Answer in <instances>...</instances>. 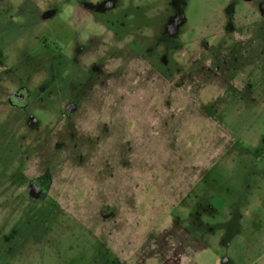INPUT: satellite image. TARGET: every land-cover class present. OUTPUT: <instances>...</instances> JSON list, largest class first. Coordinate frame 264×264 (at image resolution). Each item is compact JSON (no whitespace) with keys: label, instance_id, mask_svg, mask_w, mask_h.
<instances>
[{"label":"rangeland","instance_id":"obj_1","mask_svg":"<svg viewBox=\"0 0 264 264\" xmlns=\"http://www.w3.org/2000/svg\"><path fill=\"white\" fill-rule=\"evenodd\" d=\"M0 264H264V0H0Z\"/></svg>","mask_w":264,"mask_h":264},{"label":"flooded vegetation","instance_id":"obj_2","mask_svg":"<svg viewBox=\"0 0 264 264\" xmlns=\"http://www.w3.org/2000/svg\"><path fill=\"white\" fill-rule=\"evenodd\" d=\"M11 97H12L13 100H15V101H20V100H22L20 96L15 95V94L12 95ZM19 97H20V99H16V98H19ZM9 105H10V107H16V106L14 105V103L12 102V100H11V102H10V100H9ZM42 179H44V178H36V180H35L36 186H38V187H42L43 184L45 185V183H44L45 180L42 181Z\"/></svg>","mask_w":264,"mask_h":264},{"label":"water","instance_id":"obj_3","mask_svg":"<svg viewBox=\"0 0 264 264\" xmlns=\"http://www.w3.org/2000/svg\"><path fill=\"white\" fill-rule=\"evenodd\" d=\"M42 181H44V179H42ZM44 183H45V181H44ZM31 184H32V186H35L33 191H37V193L42 192V193L38 194L37 197H40L41 195L44 194V184H43L42 187H38V186H36V183H33V182H32ZM31 188H32V187H31ZM38 191H39V192H38Z\"/></svg>","mask_w":264,"mask_h":264}]
</instances>
